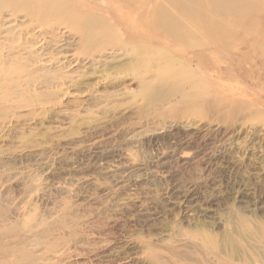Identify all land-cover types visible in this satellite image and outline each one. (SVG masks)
<instances>
[{
    "label": "rangeland",
    "instance_id": "obj_1",
    "mask_svg": "<svg viewBox=\"0 0 264 264\" xmlns=\"http://www.w3.org/2000/svg\"><path fill=\"white\" fill-rule=\"evenodd\" d=\"M75 1L0 26V264H264V10Z\"/></svg>",
    "mask_w": 264,
    "mask_h": 264
},
{
    "label": "bare ground",
    "instance_id": "obj_2",
    "mask_svg": "<svg viewBox=\"0 0 264 264\" xmlns=\"http://www.w3.org/2000/svg\"><path fill=\"white\" fill-rule=\"evenodd\" d=\"M199 2H201V0H167V4L163 6L162 10H159L161 16V22H158V24H162L163 21H166V23H164L166 29L168 30L169 28V30L174 31V28L178 27L177 23L180 22L182 23L181 25H183L185 22L188 21V15L189 18L191 17V15L192 16L197 15ZM209 2H210V6H213V2L211 0H209ZM220 2L223 4L224 13H229L234 8H240L244 17H247L250 14V10H253L254 6H256V8L258 9L264 10V0H221ZM0 10H12L13 12L9 15L10 18L8 19V21L4 20V16L0 14V26H4L6 22L11 23L13 19L16 18L18 12L21 11V12H25L26 17L30 21L34 22L35 25H37V27L38 26L45 27V25L49 24V22L51 21H55V23L59 22L61 24H67L69 25L70 28L79 30L81 35L86 40L85 43H87V40L98 38V36L99 35L101 36V34L102 37H106L107 35H109V30H108L109 27L105 24V22L103 20L100 19L98 20L97 18H95L96 17L95 15H91V14L83 15L82 13H80L78 8L76 7L75 0H0ZM202 10L203 9L200 8L198 16L195 19V22H198L200 24L203 20ZM95 25L103 26L106 29V32L100 33L98 30L95 29L94 27ZM49 28H43L45 29L44 33L51 37H54L55 33L53 32V30H50ZM225 34L226 32L221 30V36L225 38L226 37ZM218 37H220V34L218 35ZM18 60L19 57L16 56L14 58V61H18ZM171 63L173 64L174 62ZM1 69L3 68L1 67ZM25 70L26 69L24 66L18 67L17 69L15 66V70L13 69L12 71L18 73L21 76ZM3 71L4 69L2 70V72ZM6 71H10V70L9 69L5 70V73L7 75ZM2 75L3 73L0 74V76ZM3 77L5 78V76Z\"/></svg>",
    "mask_w": 264,
    "mask_h": 264
}]
</instances>
